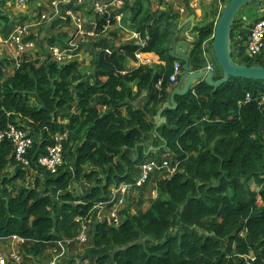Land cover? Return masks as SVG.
<instances>
[{
    "label": "trees",
    "instance_id": "16d2710c",
    "mask_svg": "<svg viewBox=\"0 0 264 264\" xmlns=\"http://www.w3.org/2000/svg\"><path fill=\"white\" fill-rule=\"evenodd\" d=\"M125 1L122 24L147 41L144 47L114 49L112 41L101 38L91 45L89 68L56 59L44 45L45 59L21 60L10 76L5 68L12 60L0 62V133L16 126L33 140L25 155L29 169L15 159L13 140L0 141V238L28 241L26 257L38 261L52 257L49 251L60 242L75 240L86 224L91 249L82 259L89 264H264V104H259L264 81L231 78L217 90L200 81L176 96L178 107L165 112L167 122L156 134L154 118L170 97L176 60L169 51L180 13L165 0ZM9 2L0 0L5 39L15 24ZM217 2L201 8L188 58L195 71L207 69L208 44L215 79H220L223 72L212 50ZM185 5L195 14L189 0ZM238 15L232 38L244 27ZM115 23V15H106L97 31ZM71 38L66 32L44 42L66 50ZM138 50L154 53L161 63L130 67ZM236 61L264 67V50ZM57 136L63 138L64 164L53 173L38 159L56 145ZM150 146L155 150L149 155L159 156L152 160L167 159L165 153L180 170L170 178L155 172L157 198L149 199L148 208L136 214L129 207L121 210L115 225L96 221L95 208L109 199L110 187L127 182L142 188L135 173ZM30 171L36 175L27 184ZM17 180L23 184L13 194L8 186Z\"/></svg>",
    "mask_w": 264,
    "mask_h": 264
},
{
    "label": "rangeland",
    "instance_id": "374dc122",
    "mask_svg": "<svg viewBox=\"0 0 264 264\" xmlns=\"http://www.w3.org/2000/svg\"><path fill=\"white\" fill-rule=\"evenodd\" d=\"M9 1H11V0H9ZM18 1H20V0H16V2L13 3V5L15 7L8 3L9 11H10V14L12 17L17 16L18 14H21V13H29V14L33 15L38 10H39L38 12H40L39 7H40V1L41 0H33V1L27 0L28 5L26 3V0H24V4H19ZM29 1L31 3H29ZM185 1L186 0H172L171 3L174 6V9L178 10V8L183 7V3L185 5ZM211 2H217V1L216 0H189L190 5L193 4V5L200 6L202 8L207 7L208 4ZM153 4L155 6V4H157V3L155 1H153ZM217 6L219 7V10L221 7H223V5L221 6L220 4H217ZM178 11L180 12V9ZM220 12H221V10H220ZM199 13L202 14L201 11ZM82 14H83V12H82ZM41 15H40L38 21H39V23H41L42 26L39 27V29L36 31V33H38V35H39V40L37 41L36 44H34V46L32 48L30 47L29 49L26 50V52H28V53H27V55H25V58H23V59L18 58L16 60L17 62L24 60V59H30L33 61L38 60V59H42V56H44V54L42 53V48H41L42 45H44V46L48 45L49 50H47V52H51L52 54L54 53L53 49H58V50H61V48L64 49L63 47L60 48V46L53 45L49 42H44V43H42V42L45 41L44 39L49 37V36L63 35V33H66V32H68L70 34L73 33V30H74L73 25H75L73 21H70L68 23H62L61 25L58 22L60 26H56L53 30H50L48 32L47 28H48V26L50 27L52 24L49 25V23H45V21L48 19L43 18ZM78 15L81 16L80 14H78ZM90 16H92V13L83 14L81 16L84 19L83 23H82V20L77 22V24L81 25V29L84 33L88 30V27H90L92 25L91 24L92 19H89ZM261 17H264V1L255 2V3H252V4L244 7L242 9V11L240 12V14L238 15V19H240V20L242 19L243 26L245 29L249 25H251L255 21H257L258 19H260ZM200 19H201V17L198 19V21ZM23 20L24 19H22L21 21H23ZM56 20H58V19H56ZM198 21L195 22V27L198 24ZM33 24H35V22H32L31 24H27L24 26H20L19 24H17L14 27L11 34H13L15 31H19L21 28H25L28 32H33L35 30V28L37 27L36 24L35 25H33ZM192 36L194 39L196 38L195 34ZM1 37L2 36H0V46L3 45L4 48H7L6 40L3 37L2 38ZM42 39H43V41H42ZM67 44L70 45L69 42H67ZM206 48H208V44L206 45ZM4 53L5 52L3 51L2 56L0 55V62L3 61L5 58H8L10 60L9 57H3ZM70 55L71 54L69 52H67V59H71ZM1 57H2V59H1ZM207 58H208L207 59L208 63H210V61H212V58H211V54H209V52H208ZM13 62H15V60L12 61V64H13ZM82 67L83 68H89L90 65L89 66L82 65ZM5 70L8 71L9 69L7 70V68H5ZM5 74H6V76H8V73H5ZM144 96H145V94H144ZM144 96H143V99H144ZM163 155L169 156L165 153ZM146 156H149V157H147L145 159V161L139 165L140 171L138 172V174L135 173V175L140 176V173L143 174L144 167L147 166L148 163L152 161V159L159 157L156 154H152V155L147 154ZM166 156H164V158H167ZM177 170H180V166L178 167ZM173 173H169V171H167L165 173L164 178H170ZM35 175H36L35 172L34 173L31 171L29 172V175L26 178L27 184L33 183ZM156 176L157 175L154 174L153 177L146 184L141 183L140 180H136L135 184L137 187H142L145 184L142 188H139V189H133V184H130L127 182H124V183L120 184L119 186L110 187L109 199L103 205L96 206L97 207V212H96L97 220L96 221L107 222L108 224H114L115 225V224H118V222H114V221H112V219H114L115 217L118 218L119 212L121 210L123 211L124 209L130 208L131 214H136L139 210H141L143 208H148L151 205V200H149V199L151 198L152 200L155 201L157 198V191H156V189H153L154 181L156 180ZM139 183H141V184L139 185ZM22 184H23L22 180H17L12 185H9L8 189L11 190V192L13 194H16L17 190L19 189V187ZM72 188L74 190L77 189L78 193L81 191V189L77 185H73ZM153 190H154V192H156L155 195L152 192ZM142 195H144V196H142ZM141 197H143V198L141 199ZM127 207H129V208H127ZM109 208H111V209H109ZM96 221H91V225H92V227L94 226V228H95ZM82 226H84V228H85L84 231H86V232L83 231L82 234L75 237V239H76L75 241L69 240V243L63 242V241L60 242V246L57 247V248H61L60 252H58V253L53 252L52 257H49L51 260L48 262V264H67V262H70L69 264H81V262L83 264H89V260L87 259V257H86V259H82L84 256L87 255L86 253H89V251L91 249V243L89 242L88 232H87L88 228L86 227V225H82ZM18 241H20L19 238H17V240L9 239L8 241H4V244H2V245L0 244V248H1V250H3L2 252L0 251V256L3 255V256L9 257L10 256L9 252H10V247H11L12 249L18 248V252L20 251L22 257L25 258L27 256L26 251L23 249V247H19L20 243ZM49 252H51V251H49ZM15 255L16 254H12L11 256L13 257ZM26 259L35 260V259L29 258V257H26ZM47 259H42V262H40V260H39L36 263L44 264Z\"/></svg>",
    "mask_w": 264,
    "mask_h": 264
},
{
    "label": "built area",
    "instance_id": "2783aa9c",
    "mask_svg": "<svg viewBox=\"0 0 264 264\" xmlns=\"http://www.w3.org/2000/svg\"><path fill=\"white\" fill-rule=\"evenodd\" d=\"M165 1L168 3L170 0H165ZM217 1L221 6L223 5L224 7L222 0H217ZM125 2H126L125 0H104V2H101V3L95 0H50L49 5L51 8V12L42 11L40 14H38L34 18V22L36 26L41 25V23H39L38 21L41 14L43 18L48 19L45 22H49L55 17L57 19L60 18L62 21H73L74 24L76 25L75 27L78 29V31L81 34L87 35L89 31L88 34L90 36H93L95 34V28L97 27V24L93 23L94 26H92L91 28L93 30H87L84 33L81 29V25L77 24V22L81 20L83 23L84 19L81 16L83 14L88 13L89 11L93 13H98V14H105L108 16L115 15L116 21L122 23V19L125 14V6H126ZM18 3L24 4V0H20L18 1ZM26 3H27V0H26ZM191 7L193 9L198 8L197 5H191ZM223 7H221L220 10H222ZM81 11L83 12V14ZM78 14H80L81 16H79ZM30 35H31L30 32H28L25 28H21L19 31H15L13 34H11L6 39L7 45L15 49L19 59L25 58V55H27L28 53L26 52V50L34 46L33 40ZM136 35L140 36V34L138 33H136ZM145 44L146 42L143 41L142 46H144ZM246 45H247L246 50L248 52L249 57H256L263 52L264 50V17L259 19L257 22H255L253 27L249 29V34H248ZM53 50H54V53L53 54L51 53V54L56 59L62 61V59H64L65 57L67 58V50L65 49H61V50L53 49ZM136 58H137V61L142 65H150L153 62V60L150 57H148L146 53H143L140 50L136 52ZM207 68L213 70V65L211 62L208 64ZM182 73H183V70L181 68V65L178 62H175L174 72L170 76L169 80L171 82H175L176 80H178V77L182 75ZM161 86H162V80L158 82L157 88L160 89ZM250 100L251 98L248 95L245 100V103H249ZM259 104H264V96L260 99ZM4 138H9L13 140L14 146H15V150H14L15 159L18 162L22 163L26 169H29L30 161L26 158L25 155L27 154L28 149L31 148L33 145L32 138H30L24 130H20L16 126H10L9 130L3 133L1 132L0 141L3 140ZM55 139L57 141L56 145L48 147L47 148L48 153L41 156L38 159L39 165L46 168L47 171H51L53 173L57 172L59 167H61L64 164L63 145H62L63 138L61 136H57ZM172 159L173 157L171 156L170 158L169 156L167 157V159H164L161 162H156L155 160H152L151 162L148 163L147 166L144 167L143 174L140 173V176L137 180H140L141 183L146 184L153 177L156 171H164V172L169 171V173H173V172L176 173V170L178 169V164L172 163ZM141 183H139V185ZM152 192L154 195L156 194L154 190ZM103 204L104 202L99 203V205H103ZM95 209L97 210V207ZM112 221L118 222V218L115 217L114 219H112ZM84 229H85L84 226H82V230L78 234V236L83 233ZM15 238H18V237H15ZM12 258L16 261L19 260V257L16 255L13 256ZM252 259L255 260V258H252ZM7 261L8 260L5 257L3 256L0 257V264H6Z\"/></svg>",
    "mask_w": 264,
    "mask_h": 264
},
{
    "label": "crops",
    "instance_id": "0c3cea01",
    "mask_svg": "<svg viewBox=\"0 0 264 264\" xmlns=\"http://www.w3.org/2000/svg\"><path fill=\"white\" fill-rule=\"evenodd\" d=\"M95 1H97L99 3L104 2V0H95ZM171 1L172 0H170L168 3L174 9V6L172 5ZM13 3H14V0H11L9 2V4H11V5H13ZM49 4H50V0H41L39 9L40 10L42 9V11L51 12V8H50ZM27 5H28V2H27ZM201 8L202 7L198 6V8L193 9L195 11V16H196L195 17V21H192V17H191L192 15H190V13L186 9V5H184V3H183V7L178 8V10L180 9V12L178 10L174 9L175 12H179L180 13V21L179 22L181 24H183L182 30H181V34L182 35H186L187 33H189L188 36H190V38L188 40L187 39H184V40L183 39H179L178 40V43L179 42H186L188 44V47H189L188 54L190 53L191 48L193 47V43L195 42V40H197V37H198L197 36V32H194V28H193L192 31H191V28L193 27V23L197 22L198 19L200 17H202V14L199 13L200 11L202 12ZM90 13H92V16H90V18H89V19H92V21H91L92 25L90 27H88V30H93V29H91L92 26H94L93 23L97 24L98 21L100 19H103L106 15L105 14L93 13L91 11H89L86 14H90ZM38 14H39V12H35V14H33V15H31L29 13H21V14H18L17 16H14L13 17V20L15 22L14 27L17 24H19L20 26L31 24L32 22H34V18ZM21 17L24 18L23 21H21ZM56 19L57 18L55 17L54 19L50 20L49 22H45V23H49V25L52 24L50 27L48 26V28H47L48 32L50 30H53L56 26H60L62 23L70 22V21H62L60 18H58V20H56ZM58 22L60 23V25H59ZM33 25H35V24H33ZM41 26L42 25H38L33 32H30V34H31L30 36H31L34 44H36L37 41L39 40V35H38V33H36V31ZM75 26L76 25H73V29L74 30H73V33L70 34L72 38L69 41L70 45L67 44L66 50L68 49L67 52H69L71 54L70 55V58H71L70 60L76 61L78 63V65H79V67H81V68H83L82 65H84V66H89L90 65L91 66V61H92V54H91L92 46L91 45H92L93 42H97L101 38H105V39H108L109 41H112V43L114 44L113 45L114 49H117V48H119V47H121L123 45H126V44H134V45H137V46H140V47H144L147 44V41L142 40L141 36H137L135 32H132V31L128 30L127 26H124L121 22H118V21H116L115 24H110L108 26H105V29L102 32H100V33L97 31V27H96L95 28V34L93 36H90L88 34L89 31H88L87 35L86 34H81ZM248 32H249V28L247 30L244 27L239 28L235 32V38H233L234 40L232 42V50H233V53H234V56H235L236 60H238L237 58L245 59L246 55H248V52L246 50L247 49V45L246 44H247V39H248V34H249ZM193 33L196 36L195 39L192 36V35H194ZM188 36H187V38H188ZM42 41H43V39H42ZM143 41L146 42V44L144 46H142ZM42 43H44V41ZM45 47L48 48L49 46L45 45ZM47 50L48 49L44 48L45 52ZM3 51L5 52L3 57H9L12 61L15 60V62H13V64L11 65V68L8 71H6V73H8V76H10V75H12L14 73V71L16 70V68L19 65L18 62L16 61L18 59V56H17V53H16L15 49L13 47L8 46V45H7V48H4L3 45L0 46V55L1 56H2ZM44 51L42 50V53L45 55ZM112 52H113V50L111 49V53ZM111 53H109V54H111ZM147 56L150 57L153 60V63H158V64L161 63V61L159 60V57L157 55H155L154 53L147 54ZM44 58L45 57L42 56V59H44ZM1 59H2V57H1ZM42 59H40V60H42ZM140 65H142V64H140L138 61L137 62L136 61H132L131 64H130V67H137V66H140ZM179 78H180V76L178 77V80L175 83H172L171 87L168 89L170 95H171L173 89L178 85L179 80H180ZM197 84H198V81H193L192 84H191L190 89L193 90L194 87ZM183 88H184V83H183L181 89H183ZM160 90H161V88H160ZM169 99H170V97H169ZM147 100H148V98H147ZM146 104H147V107H151L153 103L148 100ZM166 111L167 110H165L163 112V114H162L165 117H166V114H165ZM142 196H144V195H142ZM142 198L143 197H141V199ZM9 239L17 240V238H15V237L0 238V244L1 245L4 244V241H8ZM18 242L20 243L19 247H24L25 246L24 244H27L28 241L22 239V240H20ZM64 242L69 243V239H66ZM59 246H60V244H59ZM59 246H56L55 248H53V250H51L50 254L53 255V252H57V253L60 252L61 248H57ZM0 251L2 252L3 250H1V248H0ZM12 254H16L17 256H19V260L18 261L14 260L12 258V256H11ZM9 255H10L9 257L1 255V256L5 257L8 260L7 264H35L37 262L35 260L26 259V257L23 258L21 253H20V251L18 252V248L17 249L16 248L12 249L10 247ZM252 258H254V257L252 256ZM39 260H40V262H42V258H40ZM36 264H39V263H36Z\"/></svg>",
    "mask_w": 264,
    "mask_h": 264
},
{
    "label": "water",
    "instance_id": "95a60500",
    "mask_svg": "<svg viewBox=\"0 0 264 264\" xmlns=\"http://www.w3.org/2000/svg\"><path fill=\"white\" fill-rule=\"evenodd\" d=\"M259 0H229L223 7L216 22L215 31L213 35L212 50L217 61V64L223 72L220 79H215V71L212 69H205L195 71L190 65L188 58L189 47L186 42H179V39H189V33L181 34L182 26L179 21L176 22L174 29V36L172 38V47L169 55L176 61H182L183 74L180 77L178 85L173 89L170 99L166 101L158 110L155 121V133L158 134V129L167 122V118L163 116L165 110H175L178 107L176 96L186 95L191 89L193 81H204L207 85L217 90L220 86L227 83L231 78H242L255 81H264V67L262 66H248L237 62L233 57L232 50V34L235 20L238 13L247 5ZM192 21H195V14L192 16ZM195 27H193L191 31ZM188 36V38H187ZM184 83V88L181 89ZM159 135V134H158ZM155 148L150 146L147 154L153 152ZM51 259L48 258L44 264H48Z\"/></svg>",
    "mask_w": 264,
    "mask_h": 264
},
{
    "label": "bare ground",
    "instance_id": "6f19581e",
    "mask_svg": "<svg viewBox=\"0 0 264 264\" xmlns=\"http://www.w3.org/2000/svg\"><path fill=\"white\" fill-rule=\"evenodd\" d=\"M207 45V44H206ZM204 56L207 58L208 57V52H207V48H206V46L204 47ZM176 62H178L179 63V61H176ZM180 62H182V61H180ZM180 64V63H179ZM182 68V67H181ZM170 81V80H169ZM171 82V81H170ZM171 83H174V82H171Z\"/></svg>",
    "mask_w": 264,
    "mask_h": 264
},
{
    "label": "clouds",
    "instance_id": "9594fccd",
    "mask_svg": "<svg viewBox=\"0 0 264 264\" xmlns=\"http://www.w3.org/2000/svg\"><path fill=\"white\" fill-rule=\"evenodd\" d=\"M206 45H204V47H205ZM20 63V62H19ZM19 66V65H18ZM214 70V69H213Z\"/></svg>",
    "mask_w": 264,
    "mask_h": 264
}]
</instances>
